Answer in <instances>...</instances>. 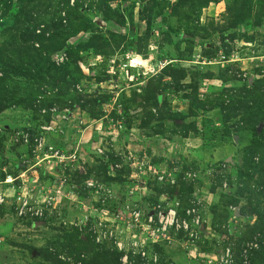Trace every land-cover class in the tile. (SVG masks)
Segmentation results:
<instances>
[{
  "label": "rangeland",
  "instance_id": "374dc122",
  "mask_svg": "<svg viewBox=\"0 0 264 264\" xmlns=\"http://www.w3.org/2000/svg\"><path fill=\"white\" fill-rule=\"evenodd\" d=\"M162 193L200 225L142 256ZM0 197V264H264V0H0Z\"/></svg>",
  "mask_w": 264,
  "mask_h": 264
},
{
  "label": "built area",
  "instance_id": "2783aa9c",
  "mask_svg": "<svg viewBox=\"0 0 264 264\" xmlns=\"http://www.w3.org/2000/svg\"><path fill=\"white\" fill-rule=\"evenodd\" d=\"M64 118V116H62ZM43 130H51L49 127H41ZM118 130V129H117ZM97 153L102 154L100 148H95ZM67 154L60 152L58 150L53 151L54 157L56 158V163H64V161L73 162L79 158V154L84 153L82 148L79 146H74ZM134 167V173L132 181L128 184L127 193L130 195H137L141 200L148 198L149 191L146 181L141 177L142 174L150 175L159 182L166 184H173V179L165 177L155 169H153L150 164L144 162H134L130 165ZM52 198L45 200L46 206L51 204ZM147 200V199H146ZM0 197V203L2 202ZM17 206L16 213L20 218L32 216L31 208L27 203L25 197L17 196L16 198ZM146 202V201H144ZM157 204L152 202H147L145 205H138L134 209L124 207L123 211L114 214L115 220L123 222L124 226L130 231L131 238L134 241L129 245L135 252L145 255L144 247L147 244H161L169 241L172 238V235L179 231H188L199 227L200 223L198 218L194 215L193 209H186L183 214L179 207V201L176 198L170 199L167 197L166 193H162L158 200ZM126 211V212H125ZM35 216H41V210H36L33 212ZM31 218V217H30ZM129 244V243H128ZM119 249H121V244H116ZM127 256H124L122 259L123 264H126ZM228 261H226L227 263Z\"/></svg>",
  "mask_w": 264,
  "mask_h": 264
},
{
  "label": "water",
  "instance_id": "95a60500",
  "mask_svg": "<svg viewBox=\"0 0 264 264\" xmlns=\"http://www.w3.org/2000/svg\"><path fill=\"white\" fill-rule=\"evenodd\" d=\"M260 129H261L260 127H258V128H257V133H259V132H260Z\"/></svg>",
  "mask_w": 264,
  "mask_h": 264
},
{
  "label": "trees",
  "instance_id": "16d2710c",
  "mask_svg": "<svg viewBox=\"0 0 264 264\" xmlns=\"http://www.w3.org/2000/svg\"><path fill=\"white\" fill-rule=\"evenodd\" d=\"M255 132H257V128L255 129ZM181 213V211H179Z\"/></svg>",
  "mask_w": 264,
  "mask_h": 264
}]
</instances>
